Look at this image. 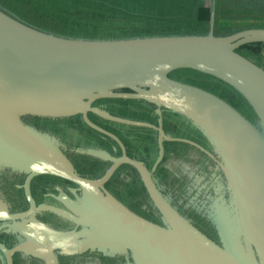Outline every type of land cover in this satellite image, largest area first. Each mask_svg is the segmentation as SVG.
I'll use <instances>...</instances> for the list:
<instances>
[{
	"label": "water",
	"instance_id": "1",
	"mask_svg": "<svg viewBox=\"0 0 264 264\" xmlns=\"http://www.w3.org/2000/svg\"><path fill=\"white\" fill-rule=\"evenodd\" d=\"M213 23L212 0L208 32L202 35L81 38L44 31L0 9V174L24 175L28 204L25 210L10 212L0 196V231L24 238L11 247L0 241L5 264H13L12 253L23 251L40 256L33 258L43 264H58L54 248L61 253L96 249L108 258H122L123 264H264V68L238 52L242 45L264 43V28L216 35ZM177 69L229 85L246 101L256 123L222 97L172 77ZM99 98L145 100L157 114L163 107L182 116L206 139L225 179L222 191L215 190L217 196L206 206L216 240L171 205L144 164L127 157L119 137L88 114L156 128L160 135L162 129L93 105ZM25 114L80 115L86 126L118 144L122 155L89 148L86 153L112 164L100 177L80 176L55 138L40 135L22 121ZM158 148L160 154V142ZM121 163L138 173L160 222L135 213L103 187ZM40 174L77 184L81 212L74 214L63 199L67 209L36 205L29 186ZM41 211L80 228L45 232L42 229L50 230L36 218ZM118 255L123 257H113Z\"/></svg>",
	"mask_w": 264,
	"mask_h": 264
},
{
	"label": "flooded vegetation",
	"instance_id": "2",
	"mask_svg": "<svg viewBox=\"0 0 264 264\" xmlns=\"http://www.w3.org/2000/svg\"><path fill=\"white\" fill-rule=\"evenodd\" d=\"M213 1L215 11V0ZM104 101L145 100L136 98H99L94 100L92 104L107 110L102 105ZM112 107H114L112 108V112H116V114L110 112L111 110H107L109 113L122 116L117 114V111H114L116 107H120L117 103L112 104ZM154 109L144 119L137 116L122 117L145 121L155 127H160L163 132L161 135L156 128L144 127L150 131L151 135L142 137L143 135L124 132L118 129V127H123L116 122H106L108 120L102 119L97 115L95 116V114L92 115V113H89L88 116L94 123L119 137L124 145L125 155L144 164L156 188L164 197L169 198L171 205L176 206L174 201L170 199L172 197H189L186 199V204H195L198 208L208 205L211 202V198L217 196L215 190L221 192V186L224 185L225 179L219 168V161L209 149L206 139L198 130L190 129V125L186 119L163 107L159 108V114L155 113ZM150 116L152 117L150 118ZM21 119L40 135L45 134L51 138H55L59 143L58 148L70 160L75 171L80 176L89 179L100 177L112 164L111 161L103 160L86 153L87 149H101L112 157L122 155V150L118 144L109 137L99 134L86 126L82 122L80 115L47 117L25 114L21 116ZM190 131L193 133H190ZM165 137L170 139H166ZM186 140H192L197 145L188 143ZM158 142L161 143L160 154ZM201 147L204 150L210 151V154L207 151H203ZM4 178H7V180ZM23 179L24 175H14L4 172L0 174V196L6 200V205L10 212H19L25 210L28 206L22 188ZM134 185L136 189H134ZM29 187L36 205H53L67 209L61 201L63 199L74 207V214H79L82 210L80 187L75 183L53 175L40 174L31 178ZM103 187L137 214H141L142 211L140 210L144 208L145 211L148 209L151 212L155 211V206L152 205L148 198L138 173L134 167L127 163L118 165L111 176L104 182ZM139 188L144 191L150 202L146 201L147 199L143 200L140 198ZM148 203L150 206H148ZM176 208L180 213H184L178 207ZM36 218L46 225L47 230L50 231L41 229L48 233L55 234L58 231L78 230L80 228L79 225L67 219H62L50 211L36 213ZM23 239V237L8 235L0 231V241L6 247H11ZM53 252L58 257V264H76V259L79 257H86V260L82 264H123L122 258H108L110 256H106L96 249L61 253L60 249L54 248ZM12 257L13 264H43V261L33 258L40 256L27 254L24 251L14 252L12 253ZM113 257H123V255ZM0 264H5L4 255L1 251Z\"/></svg>",
	"mask_w": 264,
	"mask_h": 264
},
{
	"label": "rangeland",
	"instance_id": "3",
	"mask_svg": "<svg viewBox=\"0 0 264 264\" xmlns=\"http://www.w3.org/2000/svg\"><path fill=\"white\" fill-rule=\"evenodd\" d=\"M108 1L114 2L116 4L113 5V3H107L110 8H117L122 11H124L125 9L134 11L139 14L138 16H142V18H145L139 20H136L134 18L132 20L134 22L132 23H121L123 19L119 20L118 24H121V27H118L116 29H118L121 34H132L133 36L202 35L205 34L209 28L210 14L208 16V13H211V0L202 1L204 9L195 12L194 18L191 16L190 12L193 9H197L198 7H196L195 4L192 3V0ZM64 2L65 1L63 0L62 3ZM218 3V9L215 8L214 11L215 13L219 12L218 17H220V24H217L218 32H225L230 30L237 31L247 27H264V0H215V7L218 5ZM40 4L41 0H0V8H4L5 10L14 12L18 17H20L19 20L23 21L24 23H28L29 25L34 26L36 28L59 35L63 34L66 36L74 37H94L92 35V31H85L82 27L78 25L75 26L65 21L62 23L61 20H53V10H50L48 6L39 9L38 6ZM64 5H66V3H64ZM100 6L103 7V4H100ZM99 9L102 13L105 11V9ZM202 14L204 15V17H202ZM117 15L120 17L124 14L117 12ZM126 15L130 16V19L134 17L133 14ZM125 26L126 28H122ZM88 28L90 29L91 27ZM83 32H85V34H81ZM113 34L114 35L112 37L120 35L114 32ZM97 35L103 36L108 35V33L102 32L97 33ZM248 50H250V48ZM256 50L257 49L254 48L251 49V51H253L254 53H257ZM260 52L264 54V49H261ZM174 78H178L179 80L185 83L196 85L216 95L220 93L221 95L219 94V97L221 96L223 99H225L229 104L236 108L245 118H247L251 122L253 121L254 123H256V118L253 111H251L246 101L240 100L241 95L239 93L236 92L240 97L236 94H233V92H231L229 88L223 86L222 84L196 73L193 74L186 71L180 72L176 73ZM121 109L125 110L124 108ZM114 111H118V109H114ZM151 117L152 116H150V118ZM118 124L123 126V128L118 127V129H121L124 132H133L137 135H143L142 137L151 135L150 131L144 127L125 125L121 123ZM188 124L190 125L189 122ZM190 129L193 130L195 128L190 125ZM190 133L193 132L190 131ZM4 179L7 180V178ZM134 189H136L135 185ZM139 193L141 199H147L144 191L141 188H139ZM187 198L189 197H172L170 199L174 201L176 207H178L181 211L184 212L181 214L185 216V218H187L194 227L199 229L204 234H208L207 236L209 238L216 240V232L213 228L210 218H208V216L206 215V212L208 211V209H206L207 205L204 206L203 204L204 207L198 208L195 204H186ZM146 201L150 202L149 199H147ZM148 206H150L149 203ZM144 209L140 210L142 211L140 214L142 217H145L155 222H160L159 217L157 213H155V211L151 212L150 209L145 211ZM85 258L86 257H79L78 259H76V264H82V262L86 260ZM17 259H19V257H17ZM96 262H98V260H96Z\"/></svg>",
	"mask_w": 264,
	"mask_h": 264
},
{
	"label": "trees",
	"instance_id": "4",
	"mask_svg": "<svg viewBox=\"0 0 264 264\" xmlns=\"http://www.w3.org/2000/svg\"><path fill=\"white\" fill-rule=\"evenodd\" d=\"M63 0H41V4L38 6L39 9L44 8L45 6H48L50 10H53V15L52 19L53 20H61L63 23L64 21L73 24L75 26H80L82 27L85 31H92L93 32V38H126V37H134L132 34H121L120 31L116 28L121 27V24L119 23V20L123 19L121 23H132L134 18L136 20L139 19H145L142 18V16H138L139 14L134 11L130 10H119L117 8H110L107 3H113V5H116L114 2L108 1V0H64L66 5L62 3ZM203 0H192V3L195 4L197 9H193L190 14L194 18L195 12L198 10L204 9L202 5ZM219 1V0H218ZM100 4H103V7L100 6ZM198 5V6H197ZM218 5L215 7L218 9ZM102 8L105 11L102 13L100 12V9ZM4 12L8 13L9 15L20 19L14 12L5 10L4 8H0ZM205 11V10H203ZM117 12L123 13L124 15H121L120 17L117 15ZM215 13V12H214ZM126 14H133L134 17L130 19V16H127ZM210 12L208 13L209 16ZM219 12H216L214 14V29L213 32L216 35H224L231 33L232 31L234 32L235 30H230V31H225V32H218L217 30V24L220 22V17H218ZM202 17L204 15L202 14ZM199 22V21H197ZM208 23V21H207ZM28 24V23H27ZM220 24V23H219ZM125 25V24H124ZM112 26V27H110ZM123 26V24H122ZM88 27H91L90 29ZM122 28H126L122 27ZM216 28V30H215ZM121 30V28H120ZM119 31V32H118ZM108 33V35H97V33ZM114 33L120 34L116 35L115 37H112ZM138 33V32H137ZM85 34V32L81 33ZM135 34V33H133ZM164 34H171V33H164ZM59 35V34H58ZM62 36H66L61 34ZM80 35V34H79ZM67 37H74V36H67ZM81 38H92V37H85V36H77ZM250 48V50H248ZM257 49V53H254L251 51V49ZM261 49H264V43H249L242 45L238 48V52H240L242 55L246 56L247 58L253 60L256 62L258 65L262 66L264 68V54L261 51ZM190 72V73H196L199 75H202L210 80H214L223 86L229 88L233 94H236L239 96L236 91L231 88L229 85L226 83H223L222 81L215 79L214 77L210 75H206L197 71L189 70V69H177L175 71H172L170 75L172 77L175 76L176 73L180 72ZM219 85V84H218ZM220 86V85H219ZM221 87V86H220ZM218 93V92H217ZM220 94V93H219ZM218 94V95H219ZM221 95V94H220ZM221 97V96H220ZM224 97V96H223ZM240 97V96H239ZM241 101H245L242 97H240ZM233 102V101H230ZM117 103L120 107H116L115 109H118L117 114L126 116V117H132V116H137L138 118L142 117L143 119L149 114L153 112L154 105L144 102V101H104L102 104L103 107H105L107 110H111L112 112V104ZM121 104V105H120ZM124 108L125 110L121 109ZM115 113L116 112H112ZM92 115H94L92 113ZM96 116V115H95ZM105 121V120H103ZM109 122V121H106ZM120 125V124H119ZM85 126V125H83ZM122 126V125H120ZM123 127V126H122Z\"/></svg>",
	"mask_w": 264,
	"mask_h": 264
}]
</instances>
